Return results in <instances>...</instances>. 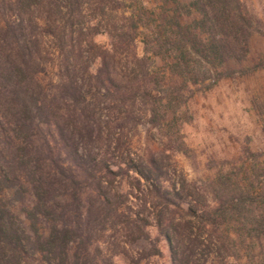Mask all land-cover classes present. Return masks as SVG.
Segmentation results:
<instances>
[{
    "label": "trees",
    "instance_id": "obj_1",
    "mask_svg": "<svg viewBox=\"0 0 264 264\" xmlns=\"http://www.w3.org/2000/svg\"><path fill=\"white\" fill-rule=\"evenodd\" d=\"M255 23L245 0H0V264H150L160 239L173 264H264V161H171ZM139 125L163 148L133 155Z\"/></svg>",
    "mask_w": 264,
    "mask_h": 264
},
{
    "label": "rangeland",
    "instance_id": "obj_2",
    "mask_svg": "<svg viewBox=\"0 0 264 264\" xmlns=\"http://www.w3.org/2000/svg\"><path fill=\"white\" fill-rule=\"evenodd\" d=\"M245 3L256 21L247 54L234 65L236 71L231 77L197 90L189 98L184 106L186 113L179 121V141L171 142L175 149L171 161L191 181L215 177L242 163L264 161V0ZM97 40L106 44L108 37L100 35ZM138 50L143 53L141 41ZM161 148L159 134L154 130L139 125L130 132L133 155L148 157ZM148 230L153 238L158 236L154 226ZM160 247L162 254L152 256L150 264H173L164 239H160ZM116 261L125 264L120 256Z\"/></svg>",
    "mask_w": 264,
    "mask_h": 264
}]
</instances>
